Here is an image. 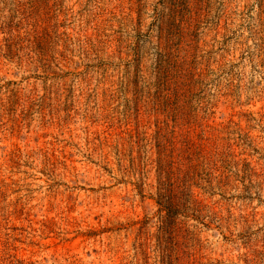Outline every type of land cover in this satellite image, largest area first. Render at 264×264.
I'll list each match as a JSON object with an SVG mask.
<instances>
[{
    "label": "rangeland",
    "instance_id": "374dc122",
    "mask_svg": "<svg viewBox=\"0 0 264 264\" xmlns=\"http://www.w3.org/2000/svg\"><path fill=\"white\" fill-rule=\"evenodd\" d=\"M168 103V262L264 264V0H0V264H163Z\"/></svg>",
    "mask_w": 264,
    "mask_h": 264
},
{
    "label": "trees",
    "instance_id": "16d2710c",
    "mask_svg": "<svg viewBox=\"0 0 264 264\" xmlns=\"http://www.w3.org/2000/svg\"><path fill=\"white\" fill-rule=\"evenodd\" d=\"M168 55L165 52L159 53L158 60V85L156 103L160 98V91L169 84V69L167 66ZM164 112L165 120L157 121V130L152 135V142L150 143L153 148L157 149L159 155L156 166L159 173V181L156 194V202L159 206L157 223L159 224L156 239L158 241L159 249L164 252L162 259L163 264H171L168 262L171 260V244L175 245L174 241L179 238L180 234L184 232L183 223H179L178 219L182 216V211L189 210L188 188L185 187V183L176 180L177 173L174 170V163L172 161H166V157L173 158L177 149L176 142V116L172 115L175 109L168 107ZM157 110V109H156ZM174 125H171V122ZM139 138V137H138ZM196 206V205H195ZM200 211V210H195ZM147 222H143L141 231L147 227ZM146 245L141 244L140 248H145Z\"/></svg>",
    "mask_w": 264,
    "mask_h": 264
}]
</instances>
